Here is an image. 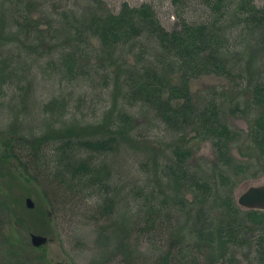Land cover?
Returning a JSON list of instances; mask_svg holds the SVG:
<instances>
[{"label": "trees", "instance_id": "obj_1", "mask_svg": "<svg viewBox=\"0 0 264 264\" xmlns=\"http://www.w3.org/2000/svg\"><path fill=\"white\" fill-rule=\"evenodd\" d=\"M171 5L168 26L152 2L114 11L105 0H0V56L16 61L12 72L0 63V90L25 80L36 59L54 84L46 131L17 141L29 160L20 167L52 207L64 194L96 200L106 256L91 264H264V211L234 198L264 175V0ZM211 75L230 90L213 86L197 100L192 82ZM30 86L16 96L27 113ZM96 102L103 109L88 115ZM207 141L213 159H195ZM7 147L5 158H16ZM5 239L6 263L53 264L46 254L21 258L45 246ZM143 241L161 256L138 260Z\"/></svg>", "mask_w": 264, "mask_h": 264}, {"label": "rangeland", "instance_id": "obj_2", "mask_svg": "<svg viewBox=\"0 0 264 264\" xmlns=\"http://www.w3.org/2000/svg\"><path fill=\"white\" fill-rule=\"evenodd\" d=\"M105 1L109 3L114 11H118L122 4L126 2L132 6L152 2L161 14L165 25H174L177 22L174 15L177 7L171 5V0ZM189 14L192 15L193 13L189 11ZM93 43L98 47V41L95 40ZM11 56V54L8 55V51H3L0 56V63L4 62L3 59L9 61L10 68L8 71L10 72L16 69L13 63L16 61H10ZM43 63L41 60H32L31 65L33 68L25 80L20 81V79L13 77L10 81L4 83V86H2L3 91L0 90V264H8L6 262L9 259H7L5 249L11 248V246L2 245V237L6 238V244L13 242V248H25L26 246H32L31 235L33 234L42 235L49 239V243L45 246V252H37L31 255L23 253L21 258L26 257L34 261L46 254V259L53 264H91L93 261L106 256V248H101L97 243L100 225H97L96 216L91 212L96 200L86 199L81 194L77 196L64 194L61 197H55V203L58 200L59 203L52 207L44 198L42 187L33 178H29L20 167L21 161L28 164L29 160L27 153L21 148L23 145L18 144L17 141L23 135L29 136L33 131L37 136L42 135L46 131L44 120L46 117L48 119L52 117L51 114L44 112V106L49 101L46 99L50 96L51 93L49 94V92H52L54 84L51 82L50 77L45 75ZM1 85L2 83H0ZM23 86H30L27 99L29 113L22 111L23 104L20 102L19 97H16L20 94L18 87ZM213 86L227 91L230 90L229 83L225 79L213 75L203 76L193 81L191 90L196 99L199 100L201 96H207ZM102 105L96 102L93 105L95 109L91 106L92 110L87 114L93 115L97 109H103L101 108ZM229 120L234 129L248 130V124L244 119L231 118ZM52 123L55 127L56 119ZM13 130L16 133L20 132L21 135L13 133L10 136L9 133H12ZM9 143L11 146H15V154L18 158H5ZM24 146L27 145L24 144ZM235 154L237 155L236 151ZM201 158L213 159L211 142L207 141L198 145L195 159ZM118 160H122V157ZM129 161H132L131 158H129ZM258 185H264V175L240 183L234 190L236 202L238 203V198L245 190ZM28 199H31L34 203V209L28 208ZM50 212L52 215H50ZM116 245L115 243L112 247ZM108 250L113 252L112 254L117 252L115 251L116 248H108ZM161 252L162 248H153L143 241L135 256L138 257L139 255L138 260L144 262L151 258L157 259L161 256ZM243 261L244 264H247L244 258ZM117 262L118 260L115 263Z\"/></svg>", "mask_w": 264, "mask_h": 264}, {"label": "water", "instance_id": "obj_3", "mask_svg": "<svg viewBox=\"0 0 264 264\" xmlns=\"http://www.w3.org/2000/svg\"><path fill=\"white\" fill-rule=\"evenodd\" d=\"M238 205L248 210L264 211V185L251 186L238 198ZM27 206L34 209L35 205L31 199L27 200ZM32 244L35 247L46 246L49 239L42 235H31Z\"/></svg>", "mask_w": 264, "mask_h": 264}]
</instances>
